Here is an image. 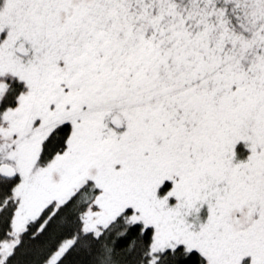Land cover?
I'll return each instance as SVG.
<instances>
[{
	"label": "snow or ice",
	"instance_id": "snow-or-ice-1",
	"mask_svg": "<svg viewBox=\"0 0 264 264\" xmlns=\"http://www.w3.org/2000/svg\"><path fill=\"white\" fill-rule=\"evenodd\" d=\"M0 264H264V0H0Z\"/></svg>",
	"mask_w": 264,
	"mask_h": 264
}]
</instances>
